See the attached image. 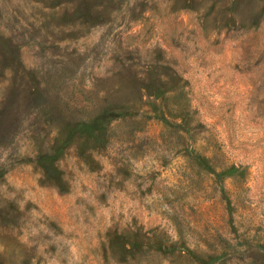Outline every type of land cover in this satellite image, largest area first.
Listing matches in <instances>:
<instances>
[{
	"label": "rangeland",
	"instance_id": "374dc122",
	"mask_svg": "<svg viewBox=\"0 0 264 264\" xmlns=\"http://www.w3.org/2000/svg\"><path fill=\"white\" fill-rule=\"evenodd\" d=\"M0 264H264V0H0Z\"/></svg>",
	"mask_w": 264,
	"mask_h": 264
}]
</instances>
